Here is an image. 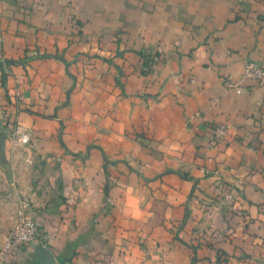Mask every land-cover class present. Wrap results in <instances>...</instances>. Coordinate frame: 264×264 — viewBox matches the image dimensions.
I'll use <instances>...</instances> for the list:
<instances>
[{
	"label": "crops",
	"instance_id": "crops-1",
	"mask_svg": "<svg viewBox=\"0 0 264 264\" xmlns=\"http://www.w3.org/2000/svg\"><path fill=\"white\" fill-rule=\"evenodd\" d=\"M148 44L166 58L145 75L140 51ZM102 57L123 69L118 85ZM246 60L264 66V0H0V115L41 129L53 122L40 114L55 109L70 117L72 149L92 142L148 162L141 165L148 179L128 172V183L112 187L123 205L108 226L95 217L99 152L62 155L73 204L56 198L45 208L41 186H27L45 232L6 264H114L108 253L123 254L122 244L128 264H264V89L251 80L240 93L226 86ZM106 68L112 76L102 75ZM221 122L229 130L210 146V127ZM124 132L146 136L144 146ZM228 192L231 203L206 217L200 201L220 202ZM177 225L183 241L172 235ZM200 228L217 233L193 249Z\"/></svg>",
	"mask_w": 264,
	"mask_h": 264
},
{
	"label": "rangeland",
	"instance_id": "rangeland-1",
	"mask_svg": "<svg viewBox=\"0 0 264 264\" xmlns=\"http://www.w3.org/2000/svg\"><path fill=\"white\" fill-rule=\"evenodd\" d=\"M165 58L164 51L159 46L148 44L142 47L140 51L142 74L147 75L154 73L157 65ZM102 59L103 61H106L109 69L111 68V70H114L115 74L118 75V77H114L115 82L118 85L120 82L119 77L123 75V69L119 67L115 68L114 66L111 67L110 65L114 64L111 62V59H108V57H102ZM109 69L106 68L102 70V75L112 76L113 74ZM4 77L5 75H2V80H4ZM68 102L69 92L64 104ZM32 113H36V111H32ZM40 116L52 121L53 125L44 128L41 127V129H34L32 126L19 123L16 120L8 121L7 113L5 112L2 113V116L0 115V135L3 136V148L0 152V244L13 226L17 205L24 195L23 190L27 186H32L33 189H36L38 184L41 186V189L39 190L40 194H45L42 196L43 202L41 205L45 208L53 206V199L56 198L58 199V204L61 206L63 203L71 204L66 202L67 197L64 195V186L66 184L64 183L63 169L61 167L62 155L85 159L89 157L92 149H96L99 152L101 156L100 174L102 175L100 181L101 200L98 213H96L95 217H100L104 224H107L108 226L115 225V222L119 218L117 212L123 205L120 199L122 197L121 194L117 195V197L111 195L110 191L112 187L114 185L117 187H123V185L119 184L120 181L121 183L124 181L128 183V180L124 178L125 176H128V172L135 174L139 180L142 179L145 181V179H148L141 168L143 162L137 160L131 161L128 159V149L125 148L123 150V148H114L112 152L109 153L104 146L90 142L84 150L76 151L75 148L72 149L66 144L69 137L66 130L69 124L67 119H70V117L64 118V116L60 115L55 109L50 114H40ZM190 121H192V119H190ZM123 136L142 146H144L143 144H145V139L147 138L143 134L133 132H124ZM210 137L211 130L209 134L210 146H215L223 141L221 140L213 144ZM24 138H27V140L24 141ZM52 156H54V158H52ZM143 165L148 167V162H144ZM171 171H177L182 178L189 179L187 172L184 170L172 169ZM87 181L88 180H86V183ZM78 185L79 183L77 186ZM85 198L86 202H88L90 196H85ZM191 199L192 194L190 193L188 200ZM231 201L232 200L225 197L224 193L220 202L219 200H217V202L216 200H202L199 204L202 207L203 213L207 215L206 217H210L213 211L219 209L220 206L218 203L229 204ZM33 209H35V206ZM189 211L188 204H186L183 213L184 217L180 222L181 224L179 225V228H182L185 225L189 216ZM56 215L60 218L59 212L56 213ZM175 227L176 229H174L172 235L174 238H178V225ZM44 228L43 225H40L38 239L41 234L45 232ZM216 233V231L207 233L202 228L195 229L194 234L192 233V239L194 241V243H192L193 249L198 247L199 244L205 245V243L208 242L207 237ZM122 238L127 241L126 237L122 236ZM179 238L181 241L184 240L181 235H179ZM122 245L124 248L120 249V252L123 254L114 256L113 252L108 253V256H111L110 261L114 264H128V262H130V259H128V252L126 251L128 250V246L127 244ZM138 245H141V243H138ZM136 247L139 248L138 246Z\"/></svg>",
	"mask_w": 264,
	"mask_h": 264
},
{
	"label": "built area",
	"instance_id": "built-area-1",
	"mask_svg": "<svg viewBox=\"0 0 264 264\" xmlns=\"http://www.w3.org/2000/svg\"><path fill=\"white\" fill-rule=\"evenodd\" d=\"M246 80H251L259 84L264 89V66L256 60H246L243 65V72L239 79L226 82L227 88H233L237 93L242 91V84ZM216 100H213L215 102ZM192 119L203 121L200 112H194ZM229 125L225 122L215 123L210 127V140L213 144L225 138L229 130ZM27 138H24L26 141ZM225 197L232 200L233 193H226ZM32 203L28 196L23 195L17 205L14 222L11 230L0 244V264H6L7 260L16 248H22L33 242L39 234L38 225L32 213Z\"/></svg>",
	"mask_w": 264,
	"mask_h": 264
},
{
	"label": "water",
	"instance_id": "water-1",
	"mask_svg": "<svg viewBox=\"0 0 264 264\" xmlns=\"http://www.w3.org/2000/svg\"><path fill=\"white\" fill-rule=\"evenodd\" d=\"M2 148H3V136L0 135V152L2 151Z\"/></svg>",
	"mask_w": 264,
	"mask_h": 264
}]
</instances>
